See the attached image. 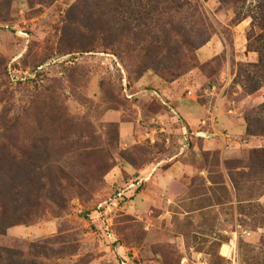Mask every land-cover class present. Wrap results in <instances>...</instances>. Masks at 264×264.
Segmentation results:
<instances>
[{"label": "rangeland", "instance_id": "1", "mask_svg": "<svg viewBox=\"0 0 264 264\" xmlns=\"http://www.w3.org/2000/svg\"><path fill=\"white\" fill-rule=\"evenodd\" d=\"M158 1L0 0V154L16 155L0 156V247L20 263L122 264L121 247L128 264H264V136L245 122L264 130V87L237 80L258 60L251 20L217 0ZM142 47L190 69L138 77L112 53Z\"/></svg>", "mask_w": 264, "mask_h": 264}, {"label": "trees", "instance_id": "2", "mask_svg": "<svg viewBox=\"0 0 264 264\" xmlns=\"http://www.w3.org/2000/svg\"><path fill=\"white\" fill-rule=\"evenodd\" d=\"M175 1L176 0H173V2ZM204 1H208V0H204ZM217 2L222 7H228L234 10L235 13V19L233 20L234 24L237 25L246 19L251 20L250 30L247 34L248 49L250 50V52H254L258 55V60L257 63L254 64L241 65L240 66L241 69L238 73L237 80L244 85V88L249 94H253L254 92L258 91L261 87H264V0H217ZM159 3L161 4V2L158 0H152V4H150L153 7L152 10L159 9ZM247 3H250V7H248L247 10H245L246 7L245 5ZM145 8H146V4L143 5L139 4V8L135 9L136 15L138 14L143 15L134 18L135 21L140 22L138 26L147 27L148 24H146V22L149 23L151 20L150 14L152 13V10L149 13L143 14L145 12ZM132 15L136 16L135 14ZM143 21L145 22L142 23ZM142 35L146 36L144 32ZM146 37L149 38L150 34ZM168 38H169L168 35L165 34V36L159 37L158 41H160V43H167ZM117 39H118V34H117ZM209 40L210 37L208 36L205 37L200 42L201 44L198 47L204 46ZM189 47H194V45L192 43H189ZM93 49H94L93 47L91 48L88 47V51L86 52H92ZM152 50L149 47H142L140 51H137V53L118 52L114 50H112V53L115 56L119 57L120 59L122 57H125L126 59H130V63L133 65V69L137 73L138 77L139 76L141 77L143 73L151 69V70H155L157 73L162 74L165 81L172 82L180 78L182 75H184L186 72L189 71L190 66L188 64L186 65V63L184 62L182 63L181 59L177 57L171 64L165 66H161L159 64L161 62L158 63L150 62V60L148 59L149 52L154 55L155 59H157L159 55L158 49H155V51ZM141 51H144L145 56H140ZM185 58H187L186 61L187 63H189L188 61L190 60V56L186 54ZM39 97H43L44 99L49 98L48 96H43V95H39L38 98ZM54 99L56 100L58 99V97H54ZM261 108L264 110V104L262 105ZM245 122L247 125L246 128L247 137L264 136V130L257 131L252 128L251 125L252 121H250L249 116L245 118ZM258 123H261V120ZM8 133H9L8 130H6L4 134L0 135V139L7 138L9 136ZM22 153H24V150ZM1 155L2 156L5 155V157L1 159L2 161L12 156L13 158L16 157L12 147H10L5 153L0 154V156ZM1 160H0V173L4 174L7 170L5 164H3ZM20 164L21 163H17L14 165L20 166ZM107 171H105V174L107 173ZM53 205H56L59 209V212L57 213V217L64 214L67 211L66 210L68 207L67 199L64 200L62 197L59 196L58 202L57 201L53 202ZM0 233H5V232L3 230ZM22 258H23L22 254L13 252L11 249L0 247V264H12V263L25 264V262L24 263L19 262L22 260ZM15 260H17V262ZM33 264H39V263H33Z\"/></svg>", "mask_w": 264, "mask_h": 264}, {"label": "crops", "instance_id": "3", "mask_svg": "<svg viewBox=\"0 0 264 264\" xmlns=\"http://www.w3.org/2000/svg\"><path fill=\"white\" fill-rule=\"evenodd\" d=\"M210 142L208 141V140H206V141H204V146L206 147V149H207V147L208 146H210ZM170 181H173V182H176V179L174 178V177H171V179H169ZM164 182H166L167 183V181H164ZM116 251H117V254L120 256V255H122V256H120L121 257V259H124L125 257H127L126 255H125V252H122V251H124L121 247H119V248H116ZM123 253H124V255H123ZM129 258V257H128Z\"/></svg>", "mask_w": 264, "mask_h": 264}, {"label": "built area", "instance_id": "4", "mask_svg": "<svg viewBox=\"0 0 264 264\" xmlns=\"http://www.w3.org/2000/svg\"><path fill=\"white\" fill-rule=\"evenodd\" d=\"M118 197L119 198H121V194H119L118 195ZM117 201V197H115L114 198V201L111 203V205L114 207V208H116L117 206H118V202H116ZM98 209H100V208H98ZM99 212V211H98ZM104 213H106V212H104ZM107 214H105V216H106ZM128 262H129V260L128 259H123V261H122V264H128Z\"/></svg>", "mask_w": 264, "mask_h": 264}, {"label": "water", "instance_id": "5", "mask_svg": "<svg viewBox=\"0 0 264 264\" xmlns=\"http://www.w3.org/2000/svg\"><path fill=\"white\" fill-rule=\"evenodd\" d=\"M197 136L202 137V138H211L212 137L211 135L206 134V133H202V132L197 133Z\"/></svg>", "mask_w": 264, "mask_h": 264}, {"label": "bare ground", "instance_id": "6", "mask_svg": "<svg viewBox=\"0 0 264 264\" xmlns=\"http://www.w3.org/2000/svg\"><path fill=\"white\" fill-rule=\"evenodd\" d=\"M227 249H228L227 246H223L222 247V249H221L222 250V255H224V256L226 255Z\"/></svg>", "mask_w": 264, "mask_h": 264}]
</instances>
